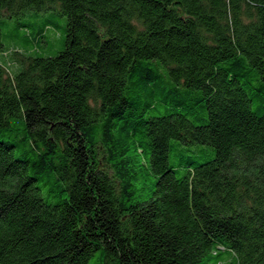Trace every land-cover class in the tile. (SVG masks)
Listing matches in <instances>:
<instances>
[{
    "label": "trees",
    "instance_id": "obj_1",
    "mask_svg": "<svg viewBox=\"0 0 264 264\" xmlns=\"http://www.w3.org/2000/svg\"><path fill=\"white\" fill-rule=\"evenodd\" d=\"M0 57V264H264V0H0Z\"/></svg>",
    "mask_w": 264,
    "mask_h": 264
},
{
    "label": "rangeland",
    "instance_id": "obj_2",
    "mask_svg": "<svg viewBox=\"0 0 264 264\" xmlns=\"http://www.w3.org/2000/svg\"><path fill=\"white\" fill-rule=\"evenodd\" d=\"M50 22L51 25L49 29H45V33H47V38L45 39V43L39 46L38 49H33L30 54L33 56L39 55L42 57L54 56L57 52L61 51L64 48V41L66 37V27H67V18L60 12V10L56 11H48L46 13L33 14L29 13L25 16L18 19L8 20L6 25L2 28V36L3 42L6 45L7 53L5 54V59L2 63L6 64L9 70V77L12 78L14 74H16L20 68V65L16 64L14 61L19 56L15 58L13 51L15 46H20L25 49L28 45L25 40L22 41L20 38L23 35L22 30L24 28H20L19 24H30L28 32H36L38 31L44 22ZM35 47V46H33ZM30 46L28 47V49ZM26 50V49H25ZM2 58V57H0ZM18 67V69H17Z\"/></svg>",
    "mask_w": 264,
    "mask_h": 264
}]
</instances>
